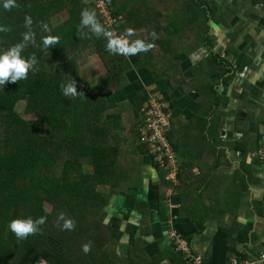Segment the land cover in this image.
I'll use <instances>...</instances> for the list:
<instances>
[{
  "label": "crops",
  "instance_id": "crops-1",
  "mask_svg": "<svg viewBox=\"0 0 264 264\" xmlns=\"http://www.w3.org/2000/svg\"><path fill=\"white\" fill-rule=\"evenodd\" d=\"M112 3L123 29L112 38L154 47L118 56L111 92L94 91L108 108L98 130L107 160L97 164L96 181L104 227H91L101 239H86L98 250L96 263L81 264H186L165 234L170 228L205 264L256 259L264 251V163L255 156L264 152V0ZM66 13L51 20L63 23ZM81 64L89 73L83 87H100L107 74L100 56L90 53ZM227 68L249 74L242 80ZM152 94L171 103L170 138L182 168L175 181L166 180L136 130Z\"/></svg>",
  "mask_w": 264,
  "mask_h": 264
},
{
  "label": "trees",
  "instance_id": "trees-1",
  "mask_svg": "<svg viewBox=\"0 0 264 264\" xmlns=\"http://www.w3.org/2000/svg\"><path fill=\"white\" fill-rule=\"evenodd\" d=\"M47 1L15 0L17 6L5 9L6 0H0V28L9 29L0 31V56L20 45V58L31 65L26 78L12 83L10 77L0 84V264L96 263L98 250L86 239H101L100 231L91 227H104V205L96 192V181L101 173L97 164L107 160L105 153L98 151V140L101 117L108 108L105 96L92 92H111L108 76L120 74L116 61L120 54L110 53L107 38L97 36L90 25L82 23L81 13H91V4ZM104 1L118 19L121 12L112 0ZM65 8L70 17L52 28V16ZM25 17L31 22L26 24ZM116 25V29L120 27V23ZM47 36L56 37L57 42L45 48L43 39ZM92 42L97 43L96 49L89 50ZM93 52L102 59L107 74L100 87L84 88L81 63ZM219 59L229 63L221 56H209L208 61L220 65ZM236 70L227 68L233 75ZM68 87H74L77 95L65 94ZM22 102V113L30 117L19 113ZM168 110L171 113V103ZM135 123L140 135L143 121ZM170 131L166 137L179 160ZM40 217L46 218L45 223L24 238L8 227L14 219L35 222ZM66 220L73 222L71 230L64 228ZM84 245H89V252H84Z\"/></svg>",
  "mask_w": 264,
  "mask_h": 264
},
{
  "label": "built area",
  "instance_id": "built-area-1",
  "mask_svg": "<svg viewBox=\"0 0 264 264\" xmlns=\"http://www.w3.org/2000/svg\"><path fill=\"white\" fill-rule=\"evenodd\" d=\"M92 5L101 25L106 29L115 31L118 20L112 16L110 4L104 0H81ZM226 58L225 56H223ZM236 69V68H234ZM248 70H236L235 74L240 79L246 78ZM169 103L156 95H151L146 104L142 107L143 124L140 128V143L148 148L155 157L157 167L165 172V178L175 181L181 172V164L174 153L171 143L167 140L166 134L171 129L172 114L168 110ZM256 158L264 163V152L257 151ZM165 234L174 244L175 249L181 254L186 264H205L201 254L194 251L189 241L178 234L174 229H167ZM228 264H264V251L259 252L254 260L231 259Z\"/></svg>",
  "mask_w": 264,
  "mask_h": 264
},
{
  "label": "clouds",
  "instance_id": "clouds-1",
  "mask_svg": "<svg viewBox=\"0 0 264 264\" xmlns=\"http://www.w3.org/2000/svg\"><path fill=\"white\" fill-rule=\"evenodd\" d=\"M17 6L15 0H6L4 4L5 9H11L12 7ZM83 19L82 23L84 25H90L92 31L99 36L103 34L107 40V50L113 54H120L125 56L135 55L140 52H147L151 50L154 45L146 44L143 40H136L132 45L128 44L127 40L113 39L111 32L106 29L103 25L100 24L98 18L94 11L89 13L84 11L81 13ZM26 24L31 22L30 17H25ZM47 30V25H44ZM7 28H0V31H8ZM133 29H128V35L133 34ZM29 39L27 35L24 37ZM57 42L56 37L47 36L43 39V44L45 48ZM21 46L16 45L6 54L0 56V84H3L5 81L9 80L11 77V82L16 83L17 80L21 78H26L29 67L31 66L24 59L20 58ZM35 60V56H33ZM236 75V74H235ZM75 82H73L74 84ZM65 94L77 95L74 87H68L65 91ZM63 216V214H61ZM46 221L45 217H40L33 222L31 218L28 219H14L8 225L9 229L15 233L18 238H24L29 234H34L38 231V226L43 225ZM64 228L71 230L73 228V222L71 220H66L64 223ZM83 250L85 253L90 251L89 245H84Z\"/></svg>",
  "mask_w": 264,
  "mask_h": 264
},
{
  "label": "rangeland",
  "instance_id": "rangeland-1",
  "mask_svg": "<svg viewBox=\"0 0 264 264\" xmlns=\"http://www.w3.org/2000/svg\"><path fill=\"white\" fill-rule=\"evenodd\" d=\"M66 12V11H65ZM194 14H196V10L193 12ZM66 15L69 17V14L68 13H66ZM59 21H61V20H57V19H52L51 21H50V25H51V27L53 28L54 26H57L58 25V23H59ZM128 24L126 23L125 24V26H127ZM110 32H111V36L112 37H114V38H116V36H117V31L115 30V31H111V30H109ZM120 40H127V39H125V38H123V37H120L119 38ZM196 40V39H195ZM128 41V40H127ZM97 45V43L96 42H92L89 46H88V49L89 50H92V49H94L95 48V46ZM96 49V48H95ZM94 53V52H93ZM123 58H125L124 56H123ZM81 69L83 70V66H82V64H81ZM82 70H81V73H80V75L82 76V77H85L86 75H89V73L88 72H82ZM209 75V74H208ZM93 76H95L94 75V73H93V75H92V77ZM88 79H90V78H84V80H88ZM83 83L84 82H82V85H83ZM78 89V88H77ZM94 91H100V89H93ZM94 93V92H93ZM95 94V93H94ZM153 95V94H152ZM149 100V99H148ZM96 102H100V100L99 99H97L96 98ZM23 106H24V102H22V103H20V104H18V109H19V113L23 116V117H30V116H27V115H24L23 113H22V109H23ZM122 107H123V105H122ZM142 113V108L140 109V114ZM32 117V116H31ZM87 165V164H86ZM86 165L84 166L85 168H86ZM87 167H89V165H87ZM89 168H91V167H89ZM165 173V172H164Z\"/></svg>",
  "mask_w": 264,
  "mask_h": 264
},
{
  "label": "bare ground",
  "instance_id": "bare-ground-1",
  "mask_svg": "<svg viewBox=\"0 0 264 264\" xmlns=\"http://www.w3.org/2000/svg\"><path fill=\"white\" fill-rule=\"evenodd\" d=\"M182 171V170H181Z\"/></svg>",
  "mask_w": 264,
  "mask_h": 264
}]
</instances>
